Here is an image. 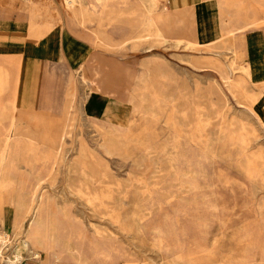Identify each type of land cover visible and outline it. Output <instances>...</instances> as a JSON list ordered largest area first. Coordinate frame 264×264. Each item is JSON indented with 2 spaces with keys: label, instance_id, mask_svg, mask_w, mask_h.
I'll return each mask as SVG.
<instances>
[{
  "label": "rangeland",
  "instance_id": "obj_1",
  "mask_svg": "<svg viewBox=\"0 0 264 264\" xmlns=\"http://www.w3.org/2000/svg\"><path fill=\"white\" fill-rule=\"evenodd\" d=\"M40 1L119 61L58 72L49 117L16 108L17 76L11 83L0 68V97L10 93L0 100V231L20 233L25 205L16 202L41 179L39 211L22 224L42 234L40 257L22 250L18 264H264V127L248 111L264 117V80L234 52L242 35L264 44V23L229 36L218 28L264 20V0H239L240 18H216L207 43L194 38L189 12L172 16L167 0H74L70 9ZM126 16L151 17L165 42L122 46ZM216 49L222 61L194 60L217 58ZM227 65L235 96L220 78Z\"/></svg>",
  "mask_w": 264,
  "mask_h": 264
},
{
  "label": "crops",
  "instance_id": "obj_2",
  "mask_svg": "<svg viewBox=\"0 0 264 264\" xmlns=\"http://www.w3.org/2000/svg\"><path fill=\"white\" fill-rule=\"evenodd\" d=\"M167 3V7L173 12L172 16H179L180 10L189 12L186 17L191 19L194 26V38L198 43H207L217 33L215 19L236 17L234 13L228 15L227 8L239 3V0H222L220 5L215 0H167ZM133 18L134 16L125 17L127 30L130 31L127 35L136 27ZM218 26L224 33L227 27L220 23ZM241 38L244 43L236 50L234 48L236 61L249 65L254 81L264 80V44L257 42L252 36L242 35ZM216 50L215 57L225 56V50ZM7 61L17 63V66L13 68ZM75 61L119 60H115L110 53L98 52L93 43L83 37L81 31H72L68 27L64 11H50L40 0H32L29 6L25 5L24 0H6L0 6V68L10 71L11 83L13 77L17 76L18 107L49 117L52 99L61 94L60 83L63 79L58 72L73 69L78 64ZM9 96V91H5L0 97L1 102H5Z\"/></svg>",
  "mask_w": 264,
  "mask_h": 264
},
{
  "label": "bare ground",
  "instance_id": "obj_3",
  "mask_svg": "<svg viewBox=\"0 0 264 264\" xmlns=\"http://www.w3.org/2000/svg\"><path fill=\"white\" fill-rule=\"evenodd\" d=\"M221 1H219V2L215 1V2L218 4ZM73 2H74V0H63V4L68 9L73 8L72 7L73 6ZM235 5H237V7L234 8V10H233L234 11V15L236 16V18H240L239 15L241 14L242 10L245 9V8L243 7V5H242V3L240 1H239V3H236ZM232 6L227 8V10L230 9V8H233ZM258 23H264V20L259 21L257 19H252L251 18L249 20L246 19V20L242 21V23H239L238 19H234V22L231 23L230 26L227 29H225V34H227V36H229V35L241 32V31L245 30L246 28L254 26L255 24H258ZM135 24H136V27L133 29L132 33L130 35H128V36H127V34H125L126 37L121 40L122 46H124L127 43H135V44H138V43L139 44H143L144 43L146 45V42H148L150 38H153L155 41H157L159 43L165 42V38L160 34L161 33L160 29L156 26L154 20L151 17L145 16V18H143V19H138L137 21H135ZM95 37L98 38V39H101V37H100V35L98 33H95ZM178 43H179V40H177L174 45H177ZM186 46L190 47L189 44H187ZM146 47H150V45L147 44ZM148 59H149L148 61H159V58H156L154 56L150 57ZM192 59H194V58H190L189 57V58H187L186 61H190V64L193 67H198L197 65L194 64L193 61H191ZM198 59H199V61H218L219 60L218 58H214V57H213V59H207V58H203V57L202 58L198 57L197 59H194V60H198ZM196 62H198V61H196ZM205 64H207V62H205ZM226 67L228 68L227 72L225 74L220 73V78L223 81V83L227 86V89L229 90V92L233 96H235L233 90H231V88H230V83H229V78H230L229 76L231 75V70L228 67V65ZM163 69H164V67H163ZM146 70H147V68H146ZM144 73H143V76H144ZM148 75H149V73H148ZM81 79L84 81L83 77H81ZM141 82H143V81L141 80ZM17 107L18 106H17V101H16V108ZM248 111H249L250 114H252L255 117L256 121H258L259 124L262 127H264V117H262L258 112H256L251 107H248ZM11 133L14 136L13 130H12ZM5 146L7 148L9 146V143L5 144ZM4 160H5V157H4V154H2L0 156V164H2V162ZM47 161H48V156H45V157H43L41 159V162L43 163L42 168L44 170L52 171L53 163H51L50 167L48 168L47 167ZM34 181H35V185H34L35 187H34L33 193L35 194L37 192V187L39 186L41 179H35ZM24 191H26V190L24 189L22 193H26ZM34 194L29 195V196L23 194V196L18 200V202H16L18 205L19 204H24L25 205L24 206V210H25V216L24 217H25V219H22L19 222V224H17L18 231H20V233L22 232V236L19 238L20 233L17 232L15 234L17 237L16 236L10 237V235L8 233H6L5 231H3V230L0 231V256H2V249L4 247H7V248L11 249L9 256L7 257L8 260H9L8 264H18L19 261L22 259V252H21L22 250L23 251H30L31 254L36 255L37 258L40 257L38 249H39L40 245L43 243L42 242V234H38L37 231L33 232L32 230L25 232V225H22V224H26V225L29 224L31 222V220L33 219L34 215L36 214V211L37 212L39 211V210H37L38 208H35V206H32V204L34 202V199H36ZM28 201H30L29 204H28ZM0 210H1V208H0Z\"/></svg>",
  "mask_w": 264,
  "mask_h": 264
}]
</instances>
